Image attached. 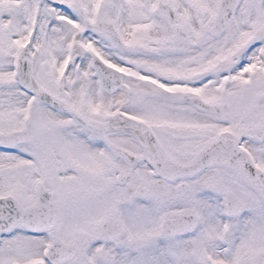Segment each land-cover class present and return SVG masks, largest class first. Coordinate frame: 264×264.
Here are the masks:
<instances>
[{"label":"snow or ice","instance_id":"6c2138e0","mask_svg":"<svg viewBox=\"0 0 264 264\" xmlns=\"http://www.w3.org/2000/svg\"><path fill=\"white\" fill-rule=\"evenodd\" d=\"M0 264H264V0H0Z\"/></svg>","mask_w":264,"mask_h":264}]
</instances>
